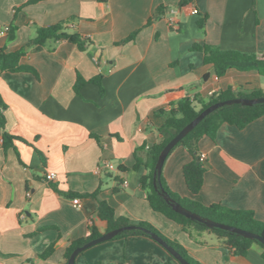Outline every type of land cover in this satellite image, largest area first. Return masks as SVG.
I'll return each mask as SVG.
<instances>
[{
  "label": "crops",
  "instance_id": "crops-1",
  "mask_svg": "<svg viewBox=\"0 0 264 264\" xmlns=\"http://www.w3.org/2000/svg\"><path fill=\"white\" fill-rule=\"evenodd\" d=\"M30 1L0 0V29L17 27L13 40L0 34V48L23 49L21 63L38 72H0L6 131L21 139L7 149L0 143V264H61L67 246L89 235L91 224L106 232L99 200L117 216L151 223L201 264H264L257 244L246 256L236 255L215 234L192 236L154 211L140 184L149 169L134 167L136 149L146 145L137 151L144 163L147 147L161 139L165 117L158 111L180 98L167 90L191 99L230 87L264 90L259 72L230 69L217 77L205 54L194 50L209 44L264 56V0L255 6L253 0ZM171 9L177 29L169 23ZM61 21L89 40L86 50L68 40L31 43L38 27ZM135 31L133 40L119 44ZM78 74L86 80L101 75L103 92L88 82L77 93ZM199 152L206 155L200 192L192 194L186 185L183 167L192 155L184 146L171 151L162 169L171 191L204 205L250 209L264 221V116L242 129L224 123L215 140L199 141ZM48 171L56 179L46 181ZM95 192L97 197L89 195ZM52 244V253L41 258ZM76 263L180 264L141 235L92 246Z\"/></svg>",
  "mask_w": 264,
  "mask_h": 264
},
{
  "label": "trees",
  "instance_id": "trees-1",
  "mask_svg": "<svg viewBox=\"0 0 264 264\" xmlns=\"http://www.w3.org/2000/svg\"><path fill=\"white\" fill-rule=\"evenodd\" d=\"M32 2H34V0L30 1L29 3ZM253 5L255 6V0H253ZM150 21L151 19L149 20V22ZM69 24L70 22L61 21L50 26L38 27L36 35L31 40V43L35 45H45L49 40H68L72 43H75L78 46L79 50H86L87 45L89 44V40L81 38V36L76 32L70 33L68 31ZM16 29V25H10L8 27L10 40L14 39ZM136 34L137 31L133 32L127 38L123 39L119 44H124L133 40ZM194 50L202 51L205 54V63L213 65L217 77L224 76L230 69H236L238 71L255 70L261 75H264V56L259 57L255 53H248L239 50H224L218 46L209 44H197L194 46ZM23 55V49L8 52L4 48H0V72L23 71L30 72L38 76V72L33 66L21 63V58ZM101 80V75H97L89 80H86L82 77V75L78 74L74 89L78 93L83 85L88 82H91L99 85L101 88V92H103ZM166 94L168 96L173 95L174 97L179 95L180 98L175 101L170 100L169 108L160 109L158 111L159 114H162L165 117L164 123L158 129L161 135L160 141L147 147L148 157L144 163L137 156V151L142 148H146V145L137 148L135 154V169H137L141 164H144L149 169L148 174L142 176L140 184L142 189H144L147 193V200L151 208L154 211L160 212L164 214L167 218L182 225L184 231L192 236L196 232L201 231H208L212 234H215L216 236L224 239L225 247L236 255L246 256L249 249L253 245L257 244L262 247V256L264 258V244L261 241L257 239L246 238L244 236L222 228H209L204 223L192 220L175 211L170 205V203L166 201L163 196V193L167 194L169 197H171L184 207L200 214L202 217L226 225L246 229L264 237V221L256 218L253 210L234 209L217 203L204 205L197 200L181 197L171 191L162 174L159 180L157 181L158 188H156L154 184V173L156 163L161 150L171 138H173L183 127H185L189 122H191L195 117H197L200 112H202L205 108L214 103L233 99L236 97H263L264 90L253 89L251 91L246 92L241 89L234 90L230 87L225 90L216 91L212 93L208 98L196 96L193 99L188 96L181 95V91L178 89L167 90ZM6 108L7 105L4 102L2 96L0 95V133L3 138V147L5 149L13 147L15 140H21L20 138L6 131ZM262 116H264V104L262 103L254 104L251 106L243 105L240 103L225 105L217 108L216 110L208 114L192 131H190L178 143L177 146H184L192 155V160L186 163L183 167L184 179L188 189L192 194H198L204 184L205 167L200 161L201 154L199 152V141L205 136L211 138L212 140H215L220 127L224 123L235 125L238 128L242 129ZM37 152L40 154L43 163H45L42 153L40 151ZM121 170H124V168L121 167ZM52 187L56 191H59L55 185H52ZM89 195L97 197L98 192ZM98 216L100 219L106 221V231L117 229L123 226H136L135 229L121 232L111 240L139 235L153 239L151 233H155L160 236L164 241H166L169 245L173 246L188 262H190L191 264H201L199 261L192 258L180 243L171 240L165 235H163L151 223L147 221H134L124 216H117L114 208L106 200H99ZM101 234L102 232H100L95 225L91 224L89 235L70 242V244L65 250L64 260L61 264H69L71 254L76 248L83 245L89 240L101 236ZM52 251L53 244L50 245L46 249V251L40 255V257L47 258L52 253ZM172 258L174 257L172 256Z\"/></svg>",
  "mask_w": 264,
  "mask_h": 264
},
{
  "label": "water",
  "instance_id": "water-1",
  "mask_svg": "<svg viewBox=\"0 0 264 264\" xmlns=\"http://www.w3.org/2000/svg\"><path fill=\"white\" fill-rule=\"evenodd\" d=\"M240 103L243 105H254V104H259L262 103L264 104V96L263 97H258V98H243V97H236L233 99H228L225 101H220L217 103H214L207 108H205L202 112H200L197 117H195L191 122H189L185 127H183L173 138H171L166 145L163 147L161 150L157 163H156V168H155V187L158 188L157 186V181L159 180L161 174H162V169L164 166V163L168 157V155L171 153V151L178 145V143L190 132L192 131L208 114H210L212 111L216 110L219 107L225 106V105H232ZM164 198L170 205L173 207L175 211L178 213L192 219L199 221L201 223H204L207 227L209 228H222L225 230H229L231 232H234L236 234H239L241 236H244L246 238L250 239H257L261 241L264 244V237L253 233L249 230L226 225L220 222H216L214 220L202 217L200 214L193 212L192 210L184 207L180 203L176 202L174 199L169 197L167 194L163 193ZM136 226L134 225H129V226H123L117 229H113L110 231H106L101 234V236L94 238L92 240L87 241L83 245L79 246L76 248L73 253L71 254V257L69 259V264H75L77 257L84 252L85 250L89 249L92 246H95L97 244L103 243L105 241L111 240L114 238L116 235L120 234L121 232L127 231V230H132L135 229ZM151 236L154 240H156L160 245H162L176 260H178L181 264H191L188 262L173 246L169 245L166 241H164L160 236H158L155 233H151Z\"/></svg>",
  "mask_w": 264,
  "mask_h": 264
},
{
  "label": "built area",
  "instance_id": "built-area-1",
  "mask_svg": "<svg viewBox=\"0 0 264 264\" xmlns=\"http://www.w3.org/2000/svg\"><path fill=\"white\" fill-rule=\"evenodd\" d=\"M176 12H177V11H176L175 9H171V10H170L171 16L169 17V23H170V26H171L172 28H174V29H177L178 26H179V25H178V22H177V20H176V18L174 17V14H176ZM191 13H192V14H197V13H198V9L195 8V7H193V8L191 9ZM7 32H8V28L0 29V34H1V35H2V34H6ZM2 142H3V139L0 138V143H2ZM205 158H206V155H205V154H201V155H200V161H204ZM56 177H57V173H56L55 171H48V172L45 174V180H46V181H52V180L56 179ZM28 195H30L29 192H28ZM73 202H74V204H75L76 206H80V201H79L78 198L74 199Z\"/></svg>",
  "mask_w": 264,
  "mask_h": 264
}]
</instances>
